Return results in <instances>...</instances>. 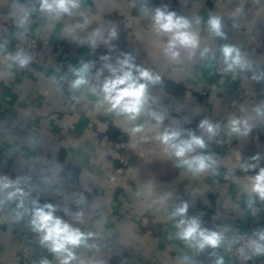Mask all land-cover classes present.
Masks as SVG:
<instances>
[{"label": "crops", "instance_id": "obj_1", "mask_svg": "<svg viewBox=\"0 0 264 264\" xmlns=\"http://www.w3.org/2000/svg\"><path fill=\"white\" fill-rule=\"evenodd\" d=\"M174 1L184 10L173 12L191 22L200 41L191 56L179 49L177 60L163 53L168 34L153 28L162 8L155 0H78L59 17L42 11L41 0H0V181L15 183L0 192V264H60L39 232L30 260H19L18 235L32 226L34 201L57 207L56 216L86 234L71 264H236L220 246L237 244L240 232L264 231V200L252 191L264 168V117L255 111L264 108V0ZM212 16L220 17L223 36L210 31ZM25 27L40 48L29 70L12 59ZM96 30L102 37L93 42ZM224 45L238 48L248 67L218 76ZM125 56L161 77L149 84L136 119L110 110L100 91L111 76L107 66L119 68ZM84 65L88 84L73 88ZM232 119L247 121L248 133L243 124L233 132ZM203 120L219 125L218 135L186 158L203 154L214 163L193 173L156 137L165 130L180 132L178 139L199 136L194 129ZM69 167L93 193L79 213L60 210ZM183 204L185 216H174ZM191 218L222 235L217 248L200 250L177 236L178 222Z\"/></svg>", "mask_w": 264, "mask_h": 264}, {"label": "clouds", "instance_id": "obj_2", "mask_svg": "<svg viewBox=\"0 0 264 264\" xmlns=\"http://www.w3.org/2000/svg\"><path fill=\"white\" fill-rule=\"evenodd\" d=\"M41 10L54 13L57 17L62 14H71L72 10L78 7V0H41ZM27 16V13L25 14ZM153 28L156 33L168 34V41L163 47V53L171 60L180 58L179 49L189 51V55H193L199 47L200 41L197 33L193 32L192 24L186 18L177 16L173 11L166 8H157L152 17ZM23 23V20L21 21ZM196 23H199L197 19ZM210 31L216 36H223L220 17L212 16L208 20ZM110 38H115L117 33L113 29L110 32ZM96 37H102L99 30L93 33V42ZM224 62L227 65L225 71H232L239 67L247 68V63L243 60L238 48L232 45H224L221 49ZM207 53V49L202 55ZM15 59L21 67H25L29 63V58L21 55L15 56ZM107 59V57H104ZM119 68L108 65L111 76L103 82L100 91L103 93V101L110 105V110H115L118 114L127 115L129 119H136L142 112L147 100V89L149 84H155L161 80L159 75H154L150 69L135 66L130 56H125L123 60L118 61ZM88 65H84L77 70V78L72 82L73 88H79L88 84L85 77ZM135 69V72L133 71ZM92 91L95 93L96 89ZM257 115L264 117V108L257 107L255 109ZM157 122L161 121L160 117H156ZM233 132H241V124H243V134H247L250 126L247 121L232 119L230 121ZM200 128L204 129L209 139L219 131V125L213 124L208 120L200 122ZM142 126H136L133 131H142ZM181 133L178 131L165 130L160 133L156 139L171 149L172 155L177 158L178 166H187L193 173H202L208 170L212 164V158L203 154L193 155L186 158L189 153L195 152L197 148L204 149L206 147L205 140L201 136H196L189 132L188 139H178ZM15 187L12 181H0V192L8 188ZM252 191L257 193L261 200H264V168L255 176ZM20 193V189L7 192L6 198L11 200ZM31 224L33 230L41 234V243L48 249L57 254L60 264H71L76 260L75 249L86 244L87 236L79 228H75L55 215L57 207L52 204H44L40 206L33 202ZM187 205L183 204L176 208L174 216H185L187 213ZM177 227L179 231L177 236L185 242L195 245L200 250L206 247L216 248L220 245L223 237L219 232L210 231L202 228L198 219H181ZM249 247L255 254H264V231L258 234V240L249 242ZM44 264H48L44 261ZM218 264H223L222 258Z\"/></svg>", "mask_w": 264, "mask_h": 264}, {"label": "built area", "instance_id": "obj_3", "mask_svg": "<svg viewBox=\"0 0 264 264\" xmlns=\"http://www.w3.org/2000/svg\"><path fill=\"white\" fill-rule=\"evenodd\" d=\"M155 2L163 9L166 8L169 11L180 12L184 10V8L175 3L174 0H155ZM17 55L28 57L29 63L25 67H21L19 63L13 59ZM39 57L40 48L37 36L29 27L21 29L15 35L13 44L12 59L14 63L21 70H29L35 65V63H37ZM226 68L227 65L224 62V58H219L216 63V74L221 77L228 76L232 71H225ZM194 130L196 134L208 141H212L213 138L218 135L216 134L209 139L207 132L200 128V126L195 127ZM115 146L119 150L126 149L125 143H119ZM92 199L93 193L86 187L81 186L78 181L68 180L66 189L59 201L60 210L62 213H79L91 204ZM38 238L39 233L33 230L32 226L18 235L19 260H22L24 263L30 260L31 252L35 243L38 241ZM252 240H258V235L252 232L243 231L240 232L237 244H224L220 246V248L224 253L231 257L236 264H247L249 259L257 260L264 258V254H255L249 247V242Z\"/></svg>", "mask_w": 264, "mask_h": 264}, {"label": "trees", "instance_id": "obj_4", "mask_svg": "<svg viewBox=\"0 0 264 264\" xmlns=\"http://www.w3.org/2000/svg\"><path fill=\"white\" fill-rule=\"evenodd\" d=\"M172 85V84H171ZM172 86H174V85H172ZM167 87V86H166ZM114 134V137L115 136H117V133H113ZM74 171H78L77 169H74V168H72V167H69L68 168V172H67V177L66 178H68L69 180H71V181H77L78 179V173L76 172H74ZM215 252V251H214ZM212 257V256H211Z\"/></svg>", "mask_w": 264, "mask_h": 264}]
</instances>
